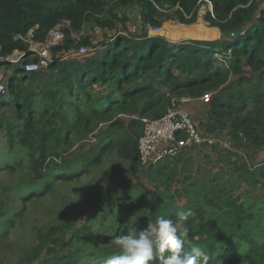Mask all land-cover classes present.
I'll return each instance as SVG.
<instances>
[{"label": "trees", "instance_id": "1", "mask_svg": "<svg viewBox=\"0 0 264 264\" xmlns=\"http://www.w3.org/2000/svg\"><path fill=\"white\" fill-rule=\"evenodd\" d=\"M203 1L212 4V12L206 13L205 20L220 30V38L173 42L147 33L146 23L160 26L167 19L194 23ZM121 6L138 13L141 25L136 36L120 33L117 28V22L123 29L131 22L129 13L116 10ZM89 21L111 31L98 42L104 47L94 54L78 55L80 58L68 57L71 50L82 45L94 48L89 36H73ZM57 26L64 37L52 46V61L47 68L25 72L19 62L0 60V69L10 71L0 97V110L12 108L16 119L24 122L16 134L6 126L8 147L16 145L25 151L28 174L34 182H43L40 192H21L19 201L23 205L14 216H21L27 203L50 192L52 180L72 182L106 156L140 164L138 138L145 127L144 120L161 117L171 96L196 99L210 92L204 116L207 120L215 118L214 130H227L224 133L236 143L249 140L256 147L264 145V0H0V59L18 51L25 53L24 63L36 60L37 56L28 51L31 45L43 43ZM217 51L224 62L219 63L214 56ZM94 86L100 89L91 91ZM38 90L55 100L63 99L60 95L76 99L70 103L72 114L62 115L58 122L60 112L45 109L36 119L33 106ZM194 124L198 129L195 121ZM89 136L97 142L80 158L65 152V148ZM203 146L206 145L184 148L176 156L145 168L168 177L177 166H172V160ZM9 163L4 168L14 170L16 163ZM259 173L252 172L246 164L241 166L243 179L251 185L258 183ZM12 188L0 184V206L4 211L5 198ZM133 188L126 194L127 200L133 198ZM122 199L121 192L110 190L100 201L103 211L117 210L118 214L115 227L103 228L106 234L94 232L93 225L87 224L73 230L70 236L66 224L51 227L38 233L28 253L29 260L44 253L37 264H106L120 254L114 244L117 236L131 232L133 227L141 229L158 216L176 218L170 202L159 197L127 222L130 208ZM207 203L217 205L210 199ZM224 205L235 229L229 232L231 238L218 225L219 220L206 218L198 207L186 224L189 239L198 237L196 243L209 255V264H264V205L254 210L238 198H228ZM196 220L200 223L193 230ZM1 226L10 230L17 227L12 216L4 219Z\"/></svg>", "mask_w": 264, "mask_h": 264}, {"label": "rangeland", "instance_id": "2", "mask_svg": "<svg viewBox=\"0 0 264 264\" xmlns=\"http://www.w3.org/2000/svg\"><path fill=\"white\" fill-rule=\"evenodd\" d=\"M116 10L123 14L129 13L131 16V19H129L131 22L127 23L126 29H123L121 22H117L116 26L120 33H130V35L136 36L138 34L136 27L139 26L140 20L138 13H135L134 9L127 8V6H121ZM211 10L212 4L203 1L198 6L197 20L194 23L183 24L167 19L160 25L161 32L166 24L174 23L181 25L183 30L197 24L199 21L213 27L205 20L206 13ZM129 26L132 27L129 28ZM161 32L154 35L163 36L170 41H179L178 38L182 41L193 39L186 32H180L177 39L164 36L160 34ZM109 33L111 31L102 30L95 22L89 21L80 33H73V36H89L91 38L94 48L87 47L89 51L85 55L82 54L86 56L102 49L104 45H99L98 42L103 40L104 35L107 36ZM31 48L37 50L36 54L38 55L41 44H32ZM78 50L79 48L71 50L68 57H82L77 55ZM15 54L18 55L19 53ZM218 62L220 63V61ZM19 64H23L22 58ZM7 75H10V71L0 69V88H5ZM99 89L100 87L95 86L92 89L90 88L93 92ZM60 96L63 99L57 97L55 100L44 96L42 91L38 90L37 95L34 97L33 106L36 119L45 109L50 112L58 110L60 112V116L56 119L58 122L62 121V115H71L70 103L76 102V99L69 98L66 95L65 98L63 95ZM182 97L186 96H171V98ZM191 103L195 107V111L191 116L197 123L200 133L213 137L215 143L212 144L213 146L203 144L206 146L186 151L182 157H177V159L180 158L179 160H172V166L175 163L177 166L176 170L171 172L168 177L158 176L153 170L145 168L139 162H125L118 160L115 156H106L98 165L90 168L89 172L84 173L72 182L52 180L51 182L54 183L52 190L40 194L35 201L27 203L21 216H14V213L20 210L23 205L19 201V195L21 192H40L43 182H34L28 174V157L25 151L16 145H14L15 148L8 147L6 126H10L13 133L16 134L24 122L16 119L12 108L0 110V184L13 187L8 191L5 198L7 205L5 211L0 206V264H37L45 254L43 253L40 257L29 260L28 253L35 245L38 233H45L49 228L57 225L66 224L68 226L66 232L69 236L73 230L86 224L93 225L94 232L106 234L107 230L104 229L115 227L118 224L117 210L107 212V210L103 211L100 206V201L105 196L107 197V192L110 190L121 192L122 200H125V205L129 206L130 209L126 212L127 222L134 220L135 214L139 210L149 208L152 199L162 197L165 201L170 202L176 213L188 209H191L193 213L194 209L199 207L203 210V215L206 218L219 220L218 225L221 228L228 231V233H233L235 229L230 225L231 218L225 210V200L238 198L245 207L251 206L254 210L262 208L264 205V145L256 147L249 140L236 143L228 134L224 133L227 130H219V128L214 130V127H216L215 118L206 119L204 113L208 108V102L205 103L200 97L191 98L184 103L189 111ZM149 120L150 118L145 119L144 124L146 125ZM96 142L93 136H89L77 140L71 147L65 148V152L68 155L74 154L80 158L81 155L93 148ZM8 161H10L9 165L16 163L14 170L10 171L4 168ZM245 164L250 167L252 172L259 173V170H261V174L259 173L256 177L259 180L257 184L251 185L250 182L243 179L241 166ZM128 181L131 183L124 186ZM130 187H134L130 191L133 198L127 200L126 194ZM209 199L217 205L208 204ZM3 211L4 214H2ZM195 215L194 212L193 216ZM10 216L14 217L17 225L11 230L1 226L2 221ZM198 223L200 222L196 220L193 224V230H197ZM253 232L255 235L257 234L256 229ZM197 239L198 237L195 236L190 240L198 244L196 243Z\"/></svg>", "mask_w": 264, "mask_h": 264}, {"label": "built area", "instance_id": "3", "mask_svg": "<svg viewBox=\"0 0 264 264\" xmlns=\"http://www.w3.org/2000/svg\"><path fill=\"white\" fill-rule=\"evenodd\" d=\"M145 27L149 35L158 34L161 31V26H153L150 23H146ZM63 37L64 34L61 27L57 26L49 32L45 41L40 43L41 49L38 55L36 54L37 50L30 48L28 51L36 54L37 59L26 63L23 62L22 65L25 72L47 68L52 61V46L59 44ZM88 51L89 49L82 45L79 47L77 55L85 54ZM15 53L19 54L16 55ZM24 55L25 53L14 51L11 55L0 60L17 64ZM214 56L218 61L224 62L223 55L219 51ZM4 91L5 88H0V97L4 94ZM191 98L188 96L171 98L166 112L161 117L150 119L146 123L144 131L138 138V156L142 166L156 165L167 157L176 156L184 148L215 143L213 137L200 133L194 124L189 109L184 105ZM200 99L205 103L209 102L211 93L202 94Z\"/></svg>", "mask_w": 264, "mask_h": 264}, {"label": "clouds", "instance_id": "4", "mask_svg": "<svg viewBox=\"0 0 264 264\" xmlns=\"http://www.w3.org/2000/svg\"><path fill=\"white\" fill-rule=\"evenodd\" d=\"M191 209L179 211L175 219L158 216L141 229L117 236L119 255L106 264H209L210 257L189 239L186 226Z\"/></svg>", "mask_w": 264, "mask_h": 264}, {"label": "bare ground", "instance_id": "5", "mask_svg": "<svg viewBox=\"0 0 264 264\" xmlns=\"http://www.w3.org/2000/svg\"><path fill=\"white\" fill-rule=\"evenodd\" d=\"M180 32H186L190 37H193L195 39L211 40L216 36V30L205 25V23H203L202 21H199L197 24H194L190 27H186L184 30L179 24H166L160 34L173 39H177V37L180 35Z\"/></svg>", "mask_w": 264, "mask_h": 264}, {"label": "crops", "instance_id": "6", "mask_svg": "<svg viewBox=\"0 0 264 264\" xmlns=\"http://www.w3.org/2000/svg\"><path fill=\"white\" fill-rule=\"evenodd\" d=\"M139 26H134V27H136V31L137 32H139V30H140V25H141V23L139 22V24H138ZM213 29H215L216 30V36L214 37V38H212L211 40H215V39H218V38H220V30L217 28V27H212ZM193 39H195V38H193ZM179 41H181V39H178ZM202 40H206V39H202ZM173 42H178V41H176V40H173ZM36 44H38V43H36ZM192 105V106H191ZM190 113H192V115H193V113H194V109H195V107H194V105L191 103L190 105Z\"/></svg>", "mask_w": 264, "mask_h": 264}]
</instances>
